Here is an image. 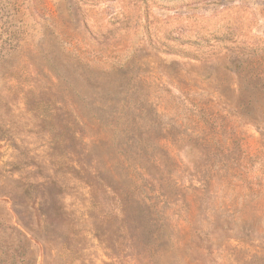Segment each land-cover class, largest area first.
Listing matches in <instances>:
<instances>
[{"label":"rangeland","instance_id":"1","mask_svg":"<svg viewBox=\"0 0 264 264\" xmlns=\"http://www.w3.org/2000/svg\"><path fill=\"white\" fill-rule=\"evenodd\" d=\"M0 264H264V0H0Z\"/></svg>","mask_w":264,"mask_h":264},{"label":"trees","instance_id":"2","mask_svg":"<svg viewBox=\"0 0 264 264\" xmlns=\"http://www.w3.org/2000/svg\"><path fill=\"white\" fill-rule=\"evenodd\" d=\"M78 127H79V136H80V138H78V139L81 142V145L82 146L88 147L89 145H91L90 140L93 138L92 135H91V132L92 131H91L90 125H78ZM88 133H89V136H90L91 139H89ZM85 140H87L89 143H86ZM81 167L82 166L79 165V168H81ZM82 171L85 173V176H86L85 179L86 178H90L93 175V172L90 169V167H88V169L87 168L86 169H83ZM81 179L83 180L84 178H81ZM141 203H142L143 211H144L145 214L148 212V213H152V214L155 215L156 221L155 220H152L151 222L153 224H151V225H153L156 230L151 231V233L160 234V233H163V231L166 232L167 231V224L165 222V219L162 217L161 211L158 208L152 206L149 203L148 204H144V202H141ZM155 222H157V223L155 224ZM144 229H146V228H144ZM153 238H157V237H153ZM159 238H160V236H159ZM155 241H158V240H155ZM155 241H147L146 243H144V250H145V252L150 251L151 249H153L154 247H156ZM168 242H166V243H168ZM166 243H163V244H166ZM160 248H163L164 249L163 246H161Z\"/></svg>","mask_w":264,"mask_h":264}]
</instances>
